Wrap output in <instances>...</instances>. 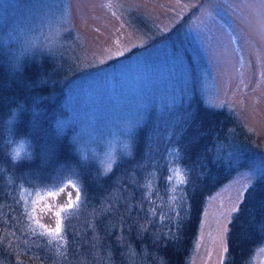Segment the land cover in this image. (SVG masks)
I'll use <instances>...</instances> for the list:
<instances>
[{"label": "rangeland", "instance_id": "obj_1", "mask_svg": "<svg viewBox=\"0 0 264 264\" xmlns=\"http://www.w3.org/2000/svg\"><path fill=\"white\" fill-rule=\"evenodd\" d=\"M8 29L13 51L24 55L15 63L33 53L58 56L74 69L67 93L84 113L74 115L79 127L72 137L87 165L112 171L132 149L135 130L189 84L209 108L232 115L264 154V0H0V40ZM252 153L206 196L186 264L227 260L231 221L264 178V155L257 160ZM179 157L176 151L168 161L171 227L187 178ZM73 169L48 188L24 193L33 231L57 242L82 193V171ZM250 258L247 264H264V244Z\"/></svg>", "mask_w": 264, "mask_h": 264}, {"label": "trees", "instance_id": "obj_2", "mask_svg": "<svg viewBox=\"0 0 264 264\" xmlns=\"http://www.w3.org/2000/svg\"><path fill=\"white\" fill-rule=\"evenodd\" d=\"M9 33L0 40V264H186L206 196L241 168L246 151L262 159L248 132L229 113L205 105L196 86L184 85L185 92L135 130L132 149L106 173L87 165L72 137L84 113L67 93L74 69L58 56L33 53L15 63L24 55L13 51ZM14 108L22 114L13 126L5 121ZM22 135L32 150L15 164L9 150ZM176 151L187 178L171 227L174 215L166 208L175 198L172 193L168 199V161ZM73 167L82 171V193L65 217L64 240L57 242L33 231L24 193L48 188ZM255 184L231 221L224 264H247L264 244V178Z\"/></svg>", "mask_w": 264, "mask_h": 264}, {"label": "clouds", "instance_id": "obj_3", "mask_svg": "<svg viewBox=\"0 0 264 264\" xmlns=\"http://www.w3.org/2000/svg\"><path fill=\"white\" fill-rule=\"evenodd\" d=\"M21 111L16 108L12 109L9 117L6 118V123L11 122L13 126L20 122ZM32 150V142L27 136H19L15 138V141L11 144L9 150V156L13 163L20 164L26 161V153Z\"/></svg>", "mask_w": 264, "mask_h": 264}, {"label": "snow or ice", "instance_id": "obj_4", "mask_svg": "<svg viewBox=\"0 0 264 264\" xmlns=\"http://www.w3.org/2000/svg\"><path fill=\"white\" fill-rule=\"evenodd\" d=\"M69 204H71V194H69ZM57 215H59V213H57ZM59 226L57 227V231H59Z\"/></svg>", "mask_w": 264, "mask_h": 264}]
</instances>
